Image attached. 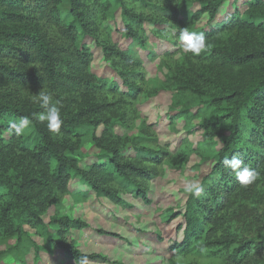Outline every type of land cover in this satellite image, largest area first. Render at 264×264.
Segmentation results:
<instances>
[{
  "label": "trees",
  "instance_id": "trees-1",
  "mask_svg": "<svg viewBox=\"0 0 264 264\" xmlns=\"http://www.w3.org/2000/svg\"><path fill=\"white\" fill-rule=\"evenodd\" d=\"M109 16L113 22L120 18L121 30L110 29ZM204 18L206 24L199 27ZM168 19L173 20L171 27L164 24ZM146 26L154 34L166 28L179 37L181 29L187 28L205 35L206 49L198 56L190 53L202 68L192 77L174 68L169 78L193 97L207 92L205 105L213 109V119L200 127L209 140L217 136L222 140L213 170L202 183L204 192L200 197L189 195L184 204L178 225L181 237L170 243L169 251L179 257L196 248L233 245L225 264H264V243L256 242L254 236L236 244L217 237L225 228L223 214L264 189V0H0V240L31 241L25 228L39 232L45 225L41 238L78 264L83 255L68 243L69 232L83 225L69 218L45 223L48 208L69 192L74 177L95 197L115 200V204L120 199L112 187L119 180L126 189H134L144 205L149 204L137 183L149 172L126 163L116 138H105L110 125L96 117L105 114L107 106L94 99L99 91L118 86L122 88L119 94L136 95L133 78L140 74L124 70L136 69L139 63L131 51L112 40V34L118 32L130 41L129 47L138 44L145 49L141 38L145 29H140ZM224 30L228 36L223 39ZM87 41L117 72V81L93 73L94 58ZM41 90L51 92L63 104L60 134L33 119L28 128L31 136L9 135L10 121L43 111L30 100ZM74 108L76 113H72ZM109 113L107 109L105 115ZM88 122L104 126L100 141L105 145L100 147L108 155L83 169L69 155H74L79 133ZM234 155L260 173L253 185L241 186L223 164ZM245 212L256 227H264L262 212L255 208Z\"/></svg>",
  "mask_w": 264,
  "mask_h": 264
},
{
  "label": "rangeland",
  "instance_id": "rangeland-1",
  "mask_svg": "<svg viewBox=\"0 0 264 264\" xmlns=\"http://www.w3.org/2000/svg\"><path fill=\"white\" fill-rule=\"evenodd\" d=\"M227 4L228 1L221 8V13L227 9ZM111 19L110 16L107 18L111 23L110 29L116 27L121 30L120 18L117 16L114 22ZM206 22L204 18L198 26H204ZM164 24L170 26L173 20L168 19ZM143 29L145 35L141 38L145 40V49L138 44H130L129 47L130 41H124L121 35L116 34L118 32L112 34V40L117 41L120 48L131 51L139 63L136 69L124 70L140 74L136 80L133 78L138 90L136 95L127 97L119 94L122 88L118 86L114 87L116 90L99 91V96L94 99L97 103L106 104V111H110L96 117L110 125L105 138H116L120 155L126 163L149 172L145 180L137 182L145 190L149 204L144 205L135 196V190L126 189L119 180V185L112 187L116 198L120 199L115 204V200L95 197L87 185L74 177L69 192L57 205L48 208L45 223L52 218H69L83 225L70 230L68 243H72L82 255L94 256L96 259L90 260L91 264H225L233 245L229 249L206 246L204 253L196 248L179 257L169 251L170 243L181 237L178 225L189 196L184 192L185 182L199 181L202 184L209 177L222 140L219 136L209 140L200 127L203 121L213 119V109H207L205 105L207 92L193 97L184 91L181 84L169 78L174 68L192 77L202 64L184 51L174 31L164 28L161 29L163 32L154 34L150 27H142L140 31ZM227 36L226 30L220 33L223 39ZM206 43L208 45L209 42L206 40ZM88 47L94 58L91 65L93 73L117 81V72L108 67L100 51L91 42H88ZM166 51L171 52L166 54ZM32 95V104L40 106L33 101ZM76 111V108L72 109V113ZM95 127L90 122L82 127L79 145L74 155H69L83 169L108 155L100 147L105 145L100 141L104 126ZM23 136H31V131L26 129ZM203 137L207 141L203 142ZM252 208L264 215V189L260 195L223 214L225 228L217 237L236 244L254 236V240L263 245L264 227H256L245 212ZM25 229L31 241L29 238L21 242L0 240V264H75L66 259L61 250L41 238L46 232L45 225L39 232Z\"/></svg>",
  "mask_w": 264,
  "mask_h": 264
},
{
  "label": "clouds",
  "instance_id": "clouds-1",
  "mask_svg": "<svg viewBox=\"0 0 264 264\" xmlns=\"http://www.w3.org/2000/svg\"><path fill=\"white\" fill-rule=\"evenodd\" d=\"M179 40L184 51L194 56L200 55L207 47L206 37L202 32L197 33L187 28L181 29ZM32 99L40 105L43 111L34 113L31 118L29 116H21L16 121H10L7 129L8 134L17 137L24 135L26 129L32 126L33 119L41 124H46L47 129L51 133L60 134L61 126L64 123L61 114L63 107L61 101L46 90H41L38 94L32 95ZM223 164L231 170L243 187L253 185L260 178V173L256 169L245 165L240 156L234 155L231 159L226 158L223 160ZM184 192L194 197H200L204 192V186L199 181H187L185 182ZM200 251L204 253L206 249L202 247ZM78 264H91V262L87 255H83L79 258Z\"/></svg>",
  "mask_w": 264,
  "mask_h": 264
}]
</instances>
